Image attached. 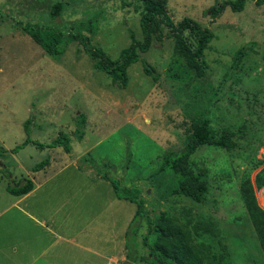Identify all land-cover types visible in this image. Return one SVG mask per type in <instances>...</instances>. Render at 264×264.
Masks as SVG:
<instances>
[{"label": "rangeland", "instance_id": "obj_1", "mask_svg": "<svg viewBox=\"0 0 264 264\" xmlns=\"http://www.w3.org/2000/svg\"><path fill=\"white\" fill-rule=\"evenodd\" d=\"M224 1H167L174 24L187 16L213 33L202 55V76L187 67L174 33L159 21L161 40L154 36L149 49L140 54L158 72L159 81L144 73L140 59L129 65L127 85L121 87L94 68L95 59L79 42L68 43L61 56L52 58L17 28L15 20L55 22L65 32L80 29L94 45L115 57L130 42L129 30L142 38L141 0H0V146L9 150L23 142V122L28 117L33 140L49 143L64 132L70 137L71 159L90 165L95 173L96 166L109 164L110 168H102L119 177L122 185L140 186L149 214L163 211L177 217L205 244L213 261L221 242L229 250L231 264H264L240 195V185L248 177L256 202L264 209V184L258 187L255 182L264 168V4L245 0L239 11L226 6L211 21L208 8ZM55 2L62 7L52 19ZM183 34L194 45L191 32ZM81 112L86 115L85 133L78 140L75 128ZM204 116L215 130L223 126L235 130L244 124L245 132L234 138L231 150L206 144L191 155L193 169L209 170L207 202L200 204L182 194H170L171 180L154 172L162 154L183 147L192 123ZM59 150L62 147L39 148L29 142L16 153L0 157V206L12 196L7 185L29 178L32 165ZM63 173L75 178L79 174ZM62 184L69 185L68 181ZM91 192L96 197L97 190ZM105 197L92 198V210L86 208L85 213L94 217L102 211ZM146 228L142 219L130 245L132 264H152L140 259L147 254L141 243Z\"/></svg>", "mask_w": 264, "mask_h": 264}, {"label": "trees", "instance_id": "obj_2", "mask_svg": "<svg viewBox=\"0 0 264 264\" xmlns=\"http://www.w3.org/2000/svg\"><path fill=\"white\" fill-rule=\"evenodd\" d=\"M143 12L139 18V26L142 38L137 39L132 30H129L130 42L122 47L115 57H110L104 50L91 42L90 36L82 34L80 29L65 32L57 23L43 25L38 22L15 20L17 28L28 35L37 43L45 54L52 58L61 56L68 43L79 42L84 51L95 59L94 68L105 72L113 82L121 87H126L128 82L127 68L132 63L140 60V54L149 49L152 38L157 40L161 37L157 34L159 21H163L175 35L177 51L185 56L187 67L193 69L197 76H202L205 63L202 59L208 42L212 39L213 33L208 27L201 26L197 21L184 16L176 24L167 13L168 0H141ZM259 6L264 4V0H253ZM245 0H225L220 5H211L208 8L211 21H213L222 10L229 6L233 11L242 10ZM61 3L55 2L50 10L52 19H56L61 11ZM2 16V14H1ZM161 19V20H159ZM92 34L94 28L89 27ZM189 30L194 39L191 45L188 38L183 34ZM170 35V34H169ZM240 53V50L239 52ZM142 69L154 82L159 81L158 72L144 59H141ZM86 115L79 113L75 128V135L78 140L82 139L85 133ZM30 118L24 120L23 130L26 134L22 143L7 150L0 146V157L9 153H16L23 145L33 142L39 148L60 146L65 152H70V137L64 132L54 137L49 143L33 140L29 136ZM245 125H239L235 130L228 126H223L215 130L211 126V121L204 116L192 123V131L183 147L177 150L166 151L162 154L161 163L154 175H164L171 180L170 194H182L196 203H206L209 193V170L201 167L195 170L190 165V157L200 145H212L223 150H231L235 146L234 138L243 137ZM49 161L44 158L31 166L32 170L43 168ZM127 165V162L126 164ZM97 173L111 183L113 191L118 198L128 200L135 204V212L130 219L124 234V246L126 248L125 260L121 264H132L135 257L131 256L130 245L136 240L137 230L142 219L147 222L145 233L141 236V243L147 248V254L140 259L152 264H231L229 250L224 243L219 242L220 252L213 261L210 259L207 248L202 241L194 238L193 231L183 222L173 215L163 211L149 214L145 208V199L141 196V188L138 185H122L119 177H114L108 170L109 164L96 166ZM258 187L264 184V168L255 176ZM33 186L29 178L14 185H7L6 190L14 195H21L28 192ZM240 195L246 209L255 235L264 253V209L261 208L255 199L252 184L248 177H245L240 185ZM149 214V215H148ZM200 226L195 228L197 232ZM200 236V235H199ZM150 254V255H149ZM131 256V257H130ZM155 256L156 258H153ZM132 261V262H130Z\"/></svg>", "mask_w": 264, "mask_h": 264}, {"label": "crops", "instance_id": "obj_3", "mask_svg": "<svg viewBox=\"0 0 264 264\" xmlns=\"http://www.w3.org/2000/svg\"><path fill=\"white\" fill-rule=\"evenodd\" d=\"M71 151L72 147L70 152L52 154L39 170L30 167L32 188L21 195L10 193L8 203L0 206V264H121L125 260L124 233L134 203L118 198L111 183L90 165L71 159ZM70 170L79 172L77 178L64 175ZM93 189L96 197L107 198L94 217L85 213L86 208L92 210Z\"/></svg>", "mask_w": 264, "mask_h": 264}, {"label": "built area", "instance_id": "obj_4", "mask_svg": "<svg viewBox=\"0 0 264 264\" xmlns=\"http://www.w3.org/2000/svg\"><path fill=\"white\" fill-rule=\"evenodd\" d=\"M262 194H263V201H264V187L262 188Z\"/></svg>", "mask_w": 264, "mask_h": 264}, {"label": "water", "instance_id": "obj_5", "mask_svg": "<svg viewBox=\"0 0 264 264\" xmlns=\"http://www.w3.org/2000/svg\"><path fill=\"white\" fill-rule=\"evenodd\" d=\"M150 255V254H149ZM153 258H156L155 256H152Z\"/></svg>", "mask_w": 264, "mask_h": 264}]
</instances>
